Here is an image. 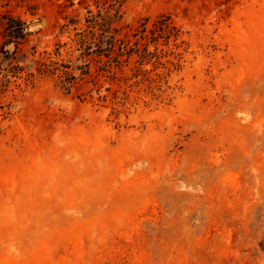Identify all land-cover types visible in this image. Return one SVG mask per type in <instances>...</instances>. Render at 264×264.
<instances>
[{
  "label": "rangeland",
  "instance_id": "obj_1",
  "mask_svg": "<svg viewBox=\"0 0 264 264\" xmlns=\"http://www.w3.org/2000/svg\"><path fill=\"white\" fill-rule=\"evenodd\" d=\"M0 264H264V0H0Z\"/></svg>",
  "mask_w": 264,
  "mask_h": 264
}]
</instances>
